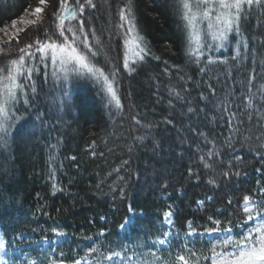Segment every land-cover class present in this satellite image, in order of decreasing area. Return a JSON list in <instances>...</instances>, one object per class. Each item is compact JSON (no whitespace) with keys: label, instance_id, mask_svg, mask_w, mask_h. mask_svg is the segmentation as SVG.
<instances>
[{"label":"trees","instance_id":"16d2710c","mask_svg":"<svg viewBox=\"0 0 264 264\" xmlns=\"http://www.w3.org/2000/svg\"><path fill=\"white\" fill-rule=\"evenodd\" d=\"M36 3L0 2V28ZM93 3L96 8L83 15L85 34L91 43L95 31L104 48L93 62L106 72L122 68L119 10L127 0ZM132 4L151 55L115 78L121 109L91 77L70 76L56 85L46 61L29 60L36 71L30 81L21 78L25 93L13 106L15 125L0 140V230L9 245L49 240L60 230L67 236L60 252L66 263L92 248L101 253L94 239L100 233L107 247L114 241L131 249L133 241L118 232L129 213H139L130 232L140 239L167 206L180 232L189 222L202 231L212 227L209 215L238 228L242 223L232 209L243 195L264 187V92H258L264 86V9H250L238 33L230 32L220 47L204 48L197 61L187 54L177 0ZM0 56L3 66L15 50ZM209 58L216 62L207 63ZM249 89L257 93L251 108ZM208 149L219 155L209 157Z\"/></svg>","mask_w":264,"mask_h":264},{"label":"snow or ice","instance_id":"6c2138e0","mask_svg":"<svg viewBox=\"0 0 264 264\" xmlns=\"http://www.w3.org/2000/svg\"><path fill=\"white\" fill-rule=\"evenodd\" d=\"M89 7L96 8L93 0H75L74 3H70V0H37L36 7L28 10V14L35 19L23 21L22 18V22L26 24L25 28L18 29L12 35H8L6 28H0V32L7 36L6 40L0 39V53L10 56L12 50H15L14 58L8 59L5 65L0 66V140L4 139L11 128V107L25 93V83L20 82L21 78L25 82L30 81L32 73L36 71L35 66L29 63L32 58H38L40 63L49 60L54 68L53 75L59 72L65 79L69 73L86 72L102 84L110 104L114 103L118 110L123 107L121 98L117 94L115 78L122 70L134 72L136 70L134 64L151 55V49L138 31L132 0H127L124 7L119 10V19L122 23L118 27L125 28L122 68L115 66L111 71L106 72L93 62L104 50L101 40L95 31H92L90 43L89 36L85 34L86 22L83 20V15ZM255 7L264 9V0H177L178 14L185 26L189 58H195L198 61L203 55L204 48L219 47L221 45L216 42L226 40L230 32L238 33L241 21L246 19L247 15L251 14L249 10ZM72 21L76 22L75 25ZM46 23L47 26H45ZM15 24L16 21H13V26ZM206 37H211L214 43L212 45L205 43ZM130 51L136 60L130 61ZM155 58L159 59V57ZM0 59L3 57L0 56ZM232 59L237 60L238 54ZM215 62L211 58L207 61L209 64ZM201 71H204V68H201ZM248 83L252 84L251 78ZM30 87L33 92L36 91L34 85ZM249 92L251 93V89ZM258 92H264V86L258 89ZM177 96H179L178 93ZM256 96L257 93H251L245 97L247 107L253 106ZM191 111L190 108L189 112ZM207 154L209 157L219 155L212 149H208ZM200 158L204 159L203 156ZM212 166L205 164L206 168ZM223 174L227 176L230 173L226 171ZM228 204L231 205L232 200H229ZM219 211L217 209V212ZM230 215L238 218L242 226H247L249 221L254 223L251 227H247V230L237 239L229 236L219 244H211L206 250L210 255H206L203 251L198 253L195 249L185 246L174 256L170 254L162 261V264H201V260H210L211 264H264V187L251 194L243 195L241 203L232 209ZM164 216L170 218L171 213L165 212ZM208 220L212 227L205 228V232H231V228L224 227V221L216 218L215 215H209ZM226 220L229 224L233 223L230 219L226 218ZM121 227L125 225L122 224ZM189 227L192 232L196 231L191 222ZM164 235L167 236L168 233L165 232ZM159 243L164 244L165 240L161 239ZM93 253H99L96 264H101L100 257L103 260H111L113 257L121 256L119 251H111L110 255H104L97 248L90 249L87 255L90 256ZM149 255L153 260L141 259L140 255L133 252L131 256L124 257V262L125 264H153L155 261V264H161V258L155 253H149ZM82 261L87 264L86 257L74 260L72 264H82Z\"/></svg>","mask_w":264,"mask_h":264},{"label":"rangeland","instance_id":"374dc122","mask_svg":"<svg viewBox=\"0 0 264 264\" xmlns=\"http://www.w3.org/2000/svg\"><path fill=\"white\" fill-rule=\"evenodd\" d=\"M1 3H8V0H0ZM23 21H28L35 19L32 15L28 14V11L24 12L21 17L14 20L16 21L15 26H13V22L4 26L6 28L8 35L14 34L18 29H23L26 27V24ZM204 27V25H202ZM0 39L6 40L7 36L0 32ZM125 39V35L123 37ZM206 39L212 40L211 37H207ZM227 40V39H226ZM226 40L219 43L221 46L224 45ZM220 47V46H219ZM124 51V45H123ZM129 59L130 61L136 60V57L129 52ZM263 65L262 63H260ZM46 67L48 68V72L50 80H55L58 85L60 82H64L69 80L70 76H80L86 75L91 77L93 80L96 81L92 76L85 73H69L67 79L64 78L63 74L57 72L56 75H53L54 68L49 60H46ZM59 77V78H58ZM100 85H102L100 83ZM66 87H64L65 89ZM103 88V87H102ZM104 90V89H103ZM67 91V90H66ZM106 96L108 97L106 91L104 90ZM168 97L171 99H175V96L170 92H168ZM53 104V103H51ZM114 104V103H113ZM175 104L179 105L178 102ZM54 106V105H53ZM221 105L216 103L215 109H220ZM11 113L13 111V107H11ZM13 126L15 124H12ZM11 125V128H12ZM11 128L9 131H11ZM110 131V137L114 136V133ZM165 212H170L171 217L166 218L164 216ZM139 215V213L130 212L129 216L124 220L122 223L125 227L118 228V232L120 237H126L133 241L134 246L130 247L131 249H125L121 245L117 244L116 242H112L109 247H107L106 243L104 242V234L100 233L99 235L95 236V242L99 243L102 248V252L104 255H110L111 251H119L121 252L120 257H113L111 260H103L100 257L101 264H125L124 257L131 256L133 252H136L140 255L141 259H148L153 260L152 256L149 253H155L157 257L161 258V264L164 259H166L170 254L174 256L176 252H179L182 247L193 248L198 253L203 251L206 255H210L206 250L211 246V244H219L222 240L226 239L227 237L231 236L233 239L239 238L246 230L247 227H251L254 223L253 221H249L247 226H241L238 228H231V232L225 231H217L208 233L202 230L196 229L195 232L191 231V228H188L184 232H180L176 229L173 221V208L171 206H167L165 210L158 216L156 219H153L150 230L144 231L140 239L131 238V228L134 226L135 216ZM167 232L168 235L165 236L164 233ZM163 239L165 240L164 244H160L159 241ZM92 239H88L87 241L90 242ZM67 241V236L64 232L60 230H55L52 233V238L49 240L43 239L40 241L32 242L30 240H23L19 241L14 245H9L7 241L4 239L2 232L0 230V264H72L66 263L62 259V248ZM231 250V249H229ZM220 251V249H217ZM58 255L59 257L49 259V257ZM77 257L74 260H81L82 257H86L87 264H96V259L99 256V253L87 255V252L80 253V255H76ZM136 259V257H133ZM82 264L84 262L82 261ZM155 264V261H153ZM201 264H211L210 260H201Z\"/></svg>","mask_w":264,"mask_h":264}]
</instances>
